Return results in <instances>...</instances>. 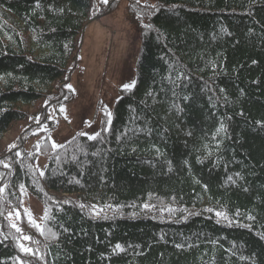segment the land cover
<instances>
[{"label": "trees", "instance_id": "16d2710c", "mask_svg": "<svg viewBox=\"0 0 264 264\" xmlns=\"http://www.w3.org/2000/svg\"><path fill=\"white\" fill-rule=\"evenodd\" d=\"M121 2L0 0V264H264V0H128L137 85L110 128L43 143V173L4 143L74 100L85 28Z\"/></svg>", "mask_w": 264, "mask_h": 264}, {"label": "rangeland", "instance_id": "374dc122", "mask_svg": "<svg viewBox=\"0 0 264 264\" xmlns=\"http://www.w3.org/2000/svg\"><path fill=\"white\" fill-rule=\"evenodd\" d=\"M127 4L128 1L123 0L115 12L98 18L85 28L79 64L71 75L70 88L75 96L74 101L61 109L51 108L46 116V124L35 121L32 124L38 126L26 132V124L16 123L4 138L5 144L12 145L19 140L24 152L37 153L40 172H44L48 162L47 155L41 151L43 143L59 148L79 134L93 138L104 122L109 129L120 91L127 84L137 85L136 61L142 41L137 24L127 13ZM42 109L43 105L39 103L30 107L29 111L41 115ZM23 195L30 218L41 227V204L27 188Z\"/></svg>", "mask_w": 264, "mask_h": 264}, {"label": "snow or ice", "instance_id": "6c2138e0", "mask_svg": "<svg viewBox=\"0 0 264 264\" xmlns=\"http://www.w3.org/2000/svg\"><path fill=\"white\" fill-rule=\"evenodd\" d=\"M103 2L106 4L107 3V0H103ZM135 85L133 84V83H130V84H127V85H125L124 87H125V89L126 90H128V89H131V88H133ZM69 88L71 87L70 85L68 86ZM110 115V114H109ZM218 215H219V213H218ZM120 246L119 245H117V248H119ZM122 250V249H121Z\"/></svg>", "mask_w": 264, "mask_h": 264}]
</instances>
